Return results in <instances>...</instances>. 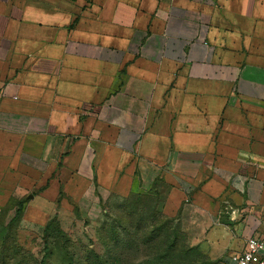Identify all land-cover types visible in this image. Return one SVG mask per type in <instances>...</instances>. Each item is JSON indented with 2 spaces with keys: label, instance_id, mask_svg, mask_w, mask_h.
Returning a JSON list of instances; mask_svg holds the SVG:
<instances>
[{
  "label": "crops",
  "instance_id": "0c3cea01",
  "mask_svg": "<svg viewBox=\"0 0 264 264\" xmlns=\"http://www.w3.org/2000/svg\"><path fill=\"white\" fill-rule=\"evenodd\" d=\"M156 183L223 252L264 232V0H0V208Z\"/></svg>",
  "mask_w": 264,
  "mask_h": 264
},
{
  "label": "rangeland",
  "instance_id": "374dc122",
  "mask_svg": "<svg viewBox=\"0 0 264 264\" xmlns=\"http://www.w3.org/2000/svg\"><path fill=\"white\" fill-rule=\"evenodd\" d=\"M167 191L156 183L145 192L102 199L100 210L75 207L45 227L20 228L18 196L0 208V264H223L227 249L205 237L206 215L185 200L171 217L162 213Z\"/></svg>",
  "mask_w": 264,
  "mask_h": 264
},
{
  "label": "built area",
  "instance_id": "2783aa9c",
  "mask_svg": "<svg viewBox=\"0 0 264 264\" xmlns=\"http://www.w3.org/2000/svg\"><path fill=\"white\" fill-rule=\"evenodd\" d=\"M223 264H264V232L249 236L243 249L231 253Z\"/></svg>",
  "mask_w": 264,
  "mask_h": 264
},
{
  "label": "trees",
  "instance_id": "16d2710c",
  "mask_svg": "<svg viewBox=\"0 0 264 264\" xmlns=\"http://www.w3.org/2000/svg\"><path fill=\"white\" fill-rule=\"evenodd\" d=\"M18 217H19V208L18 209H16V211H15V216H14V219L16 218V220L18 219Z\"/></svg>",
  "mask_w": 264,
  "mask_h": 264
}]
</instances>
